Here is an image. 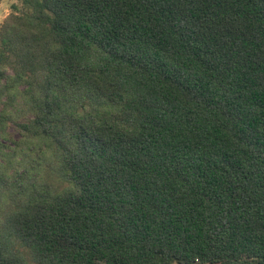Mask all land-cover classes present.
Masks as SVG:
<instances>
[{
  "label": "trees",
  "instance_id": "1",
  "mask_svg": "<svg viewBox=\"0 0 264 264\" xmlns=\"http://www.w3.org/2000/svg\"><path fill=\"white\" fill-rule=\"evenodd\" d=\"M23 3L0 264H264V0Z\"/></svg>",
  "mask_w": 264,
  "mask_h": 264
},
{
  "label": "rangeland",
  "instance_id": "2",
  "mask_svg": "<svg viewBox=\"0 0 264 264\" xmlns=\"http://www.w3.org/2000/svg\"><path fill=\"white\" fill-rule=\"evenodd\" d=\"M27 8L23 3V0H0V26L6 21L7 17L11 14H19L22 13L24 11H26ZM6 139H3V143L5 144V155H9L11 153L10 148H17L16 146V142H21L23 140V133L22 130L19 128V126L17 125V123L15 122H9L6 126ZM20 148H32L31 154L32 156H36L37 154L41 153V150L38 146H34L33 143H29V142H24ZM19 149V147H18ZM36 149V151H35ZM6 158H3L2 156H0V162L1 163H8V161H5ZM20 162H22V164H20ZM29 163H25V161L22 159V156L19 154L17 159H15L14 162H12L13 165H15L18 170L19 173L22 172L26 167H29ZM18 173V174H19ZM34 174V173H33ZM44 175V177L49 176V180L51 182L57 183L58 180H54L52 178H50V175L48 173H43L42 176ZM4 176V178H6V181H2L4 183H2V185L0 186V189H7L9 187H12V185H14L15 183H13V179L15 176V170L14 167H10L7 172L3 173V168L0 167V177ZM10 195H11V191H6L5 195H3L4 197L2 199H0V223L2 226V222H3V226H4V222H5V216H7V208L14 206L12 205V200H10ZM15 247H18V244L15 245ZM15 249V248H14Z\"/></svg>",
  "mask_w": 264,
  "mask_h": 264
}]
</instances>
